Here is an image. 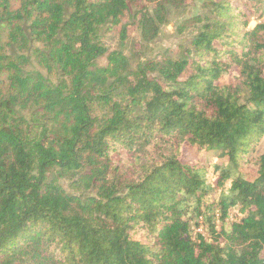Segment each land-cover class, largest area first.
Wrapping results in <instances>:
<instances>
[{
    "label": "trees",
    "instance_id": "1",
    "mask_svg": "<svg viewBox=\"0 0 264 264\" xmlns=\"http://www.w3.org/2000/svg\"><path fill=\"white\" fill-rule=\"evenodd\" d=\"M185 2L0 0L9 46L28 31L59 74L0 56V264H264V23L247 30L234 0H206L188 56L157 76L117 52L96 65L98 27L148 4V42Z\"/></svg>",
    "mask_w": 264,
    "mask_h": 264
},
{
    "label": "rangeland",
    "instance_id": "2",
    "mask_svg": "<svg viewBox=\"0 0 264 264\" xmlns=\"http://www.w3.org/2000/svg\"><path fill=\"white\" fill-rule=\"evenodd\" d=\"M205 1L186 0L185 4L178 10L167 8L165 22L160 26L157 36L148 42L142 37L139 19L142 15L140 14L141 11L152 12L154 7L151 5L143 4V7L132 8L118 23L106 22L98 27L95 33V41L107 53L97 61L96 65L101 68L107 67V55L117 52L128 60L131 70L134 71L139 66H148L145 74L148 77L157 76V69L154 65L160 64L168 58L175 59L182 55L188 56L191 50L190 41L199 27L191 20L193 17L203 15L207 11L203 7ZM234 4L244 11L248 21L247 30L253 29L257 24L264 23V0H234ZM17 7L18 5H15V8ZM27 38L29 40L28 47L21 51L23 48L21 45L13 44V46H9L6 34L1 33L0 56H4L7 59L13 58V61H17L18 56L26 58L27 64L23 67L25 74L40 73L50 84H55L59 74L56 70L51 69L48 63H45L44 59L47 55L46 45L30 35L28 31ZM190 73L191 70L187 71L181 80H185ZM22 115L29 124H33V121H39V124L45 122L39 115L37 116L31 112H25ZM263 152L264 141L255 148L253 154L258 155ZM182 159L203 165L210 163L215 166L216 163H222V160L214 161L213 159L209 162L208 159L210 160V158L206 156L198 161V157L189 152L187 148ZM124 172V178H135L131 170ZM240 172L244 174L246 170L241 168ZM59 184L70 195L84 197L86 194L77 185L72 184L70 180L59 179ZM198 231L201 233V229Z\"/></svg>",
    "mask_w": 264,
    "mask_h": 264
}]
</instances>
